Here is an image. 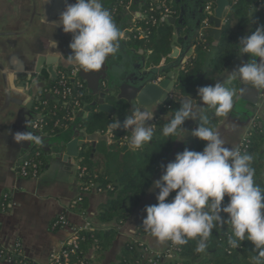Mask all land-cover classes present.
<instances>
[{
	"label": "crops",
	"instance_id": "1",
	"mask_svg": "<svg viewBox=\"0 0 264 264\" xmlns=\"http://www.w3.org/2000/svg\"><path fill=\"white\" fill-rule=\"evenodd\" d=\"M74 2L75 0H54L56 12L51 19L58 21L66 4ZM102 3L115 20L116 14L111 13V0H102ZM176 11L175 17L179 14L178 10ZM43 14V0H0V251L12 254L11 252L17 246L21 257L31 264H47L50 255L59 253L63 249L66 241L73 236L74 230L83 228L85 225L101 230L114 226V224H100L96 220L98 207L108 201L106 192L92 190L84 194L75 207H71L80 196L79 183L75 176L79 165L77 160L79 149L83 144L91 143L94 152L95 145L99 141L107 140L105 135L89 136L78 129H68L58 137H41L43 143L39 145L34 142H24L21 145L13 139L17 132L29 131L38 136L31 129V122L38 117L34 106L38 102L52 99L44 93L49 80L45 67L46 61L53 62L56 67L61 66L66 72L73 68L77 70L65 60L70 54L68 45L72 35L64 34L59 27L54 28L44 19ZM118 17L120 18L116 21L118 24L132 23L131 17L124 12ZM185 32L186 28L179 31L174 29L172 50L179 49L178 40L185 39ZM251 33L252 25L245 29L244 36ZM51 39L57 42L56 48L50 45ZM210 42L211 46L215 47L211 38ZM192 51L193 46L185 55L184 61L191 56ZM148 54L149 52H146L144 59H147ZM239 54L211 85L220 81L226 86V83L231 80L228 73L249 59L247 55L239 56ZM107 61L110 60L107 59ZM163 61H165L164 64L172 62L171 59ZM55 69H57V79L60 69ZM103 70H106V65ZM77 71L78 79L84 83L92 100L98 104L105 103L104 96L101 97L100 94L108 89V79L100 84L95 93H92L87 87L88 80L82 78L79 70ZM177 72L178 69L172 71L174 81ZM88 75L91 77L90 74ZM236 84L232 109L219 119L213 129L219 132L225 146L233 149L238 148L255 119L264 114V89H253L242 85L239 80H236ZM242 88L243 91H241ZM119 94L118 89L106 93L107 96L114 98H117ZM46 97L49 98L46 99ZM40 99L43 100L40 101ZM30 100L34 103L29 110L26 105ZM197 103H200L199 100ZM195 104L196 102L193 105ZM160 106L138 109L154 114V118L148 121L153 126V122L159 116ZM83 111L82 117L84 118L88 112L85 109ZM198 123L199 120L185 121L183 125L185 132L181 131L177 135L172 151L153 175L151 185L146 190L140 204L132 209L126 222L118 226L116 238L97 264H116L123 248L131 243L141 244L148 250L150 256L165 251L167 242L160 243L153 236L140 233L138 228L146 216L145 208L157 203L156 196L159 189L150 191L153 182L160 179L166 165L191 143L193 139L191 132L198 127ZM73 141H77L74 149L75 156L69 154L70 149L68 148ZM126 149L133 151L128 147V142ZM32 150L41 151L45 166L37 177L24 179L19 176L18 168L23 157ZM259 177L264 180V165ZM61 216L66 225L53 229L52 224ZM91 256V252L87 254L88 258ZM168 261L164 259L160 264ZM0 264L11 263L4 256H0Z\"/></svg>",
	"mask_w": 264,
	"mask_h": 264
},
{
	"label": "trees",
	"instance_id": "2",
	"mask_svg": "<svg viewBox=\"0 0 264 264\" xmlns=\"http://www.w3.org/2000/svg\"><path fill=\"white\" fill-rule=\"evenodd\" d=\"M263 1L229 0L217 45L211 46L210 38L207 36L208 30H205L201 37L197 36L194 39L192 54L178 69L173 91L160 106L159 116L153 122L152 141L136 151H123L130 133L123 129L122 124L125 117L131 115L133 111L124 100L104 96V102L111 105L114 110L113 115H108L92 108V96L70 82L73 95L77 96L80 106L88 112L86 117L69 121L70 104L58 101L57 98L52 97L51 100L35 104L34 110L42 119V131L47 137H58L68 129H78L89 136L110 135V141H99L95 145L94 152L91 143L83 144L79 149L77 160L79 166L85 169L81 183L84 186L93 184L96 189L108 195V201L97 209L96 220L100 224H114V226L106 230L78 231L77 248L64 247L71 263L78 264L79 261H83L85 264H97L102 259L116 238L118 226L126 222L132 209L140 204L151 185L153 175L167 160L173 143L181 132L165 137L162 128L169 123L182 103L190 101L194 104L198 101V89L211 85L234 62L239 54L238 43L244 37L245 29L252 25L254 32L258 26L264 25ZM115 3V0L111 1V8ZM131 9L134 12H141L144 17L130 23L128 28L133 31L127 46L133 50L149 52L146 59L147 67H158L160 62L167 60L171 54L175 27L161 19L163 9L155 4L154 0H132ZM170 10L175 17L177 11L171 5ZM121 14L123 11L117 9L114 19ZM236 86V80L231 79L225 87L236 91ZM203 115L208 118L205 126L212 129L223 116L217 115L215 109L208 106ZM116 119L121 122V127L111 134L108 126ZM199 123L202 121L199 120ZM247 141L248 146L244 153L252 156L251 166L255 169V183L264 191V180L259 177L264 165V152L260 153V147L264 143V114L252 123ZM203 148L204 143L193 137L191 143L181 152L185 149L200 152ZM36 152L37 150H32L26 157L29 161L39 164L37 171L39 174L45 166V159L42 153L36 155ZM27 170L30 172L29 168ZM174 195L175 193L170 194L168 200ZM227 200L228 197H225L223 203L226 204ZM138 231L150 235L142 225L139 226ZM230 238H233L231 227L224 224L222 228L213 230L205 252L197 253L195 251L197 241L189 240L188 243L178 246V257L175 261L163 264H253L252 257L256 253L251 242L245 240L241 247L232 248L228 243ZM137 245L138 243L126 245L116 264H140L143 255ZM90 252L92 256L88 258L87 254ZM23 264L31 263L24 260Z\"/></svg>",
	"mask_w": 264,
	"mask_h": 264
},
{
	"label": "clouds",
	"instance_id": "3",
	"mask_svg": "<svg viewBox=\"0 0 264 264\" xmlns=\"http://www.w3.org/2000/svg\"><path fill=\"white\" fill-rule=\"evenodd\" d=\"M46 2V0H45ZM64 34H71L67 63L86 74L100 73L106 60L120 48L121 31L114 23L102 0H75L66 4L60 13L59 23ZM56 48L57 42H49ZM239 56L249 59L229 74L230 79L253 89H264V25L239 40ZM244 89L242 88L241 91ZM199 104L184 102L173 118L162 128L165 137L185 132V121L200 120L191 136L204 143L200 152L185 149L164 168V174L153 182L152 189H159L157 203L145 208L142 227L158 242L184 245L196 240L195 251L205 252L207 241L215 228L224 224L231 227L232 237L228 243L239 248L247 240L256 253L253 264H262L264 258V191L256 185L252 156L225 146L219 132L207 127L208 118L202 115L205 106L214 108L217 115H226L233 107L235 89L226 88L217 81L198 89ZM154 118L150 111L134 109L125 117L122 127L130 133L128 147L135 151L153 138ZM121 127L116 119L108 126L111 134ZM13 139L42 144L41 137L32 132H17ZM181 141V140H177ZM175 193L171 200L170 194ZM225 197H228L224 204Z\"/></svg>",
	"mask_w": 264,
	"mask_h": 264
},
{
	"label": "water",
	"instance_id": "4",
	"mask_svg": "<svg viewBox=\"0 0 264 264\" xmlns=\"http://www.w3.org/2000/svg\"><path fill=\"white\" fill-rule=\"evenodd\" d=\"M43 2L44 19L51 24H58L59 20L54 21L51 19L52 15L56 12L54 10V0H46V2L43 0ZM207 2L208 0L170 1L171 7L174 10H178L179 14L177 17L167 18L166 21L178 31L186 28V37L185 39L178 40L180 45L179 49L171 51L168 57V59L172 60L171 63L164 64L165 61L162 60L158 67L153 68L147 67L146 59H144L146 51L133 50L127 46V41L132 34V30H128L130 23L118 24L116 21H119V17L113 20L122 33L118 52L108 58L110 61H107L105 64L106 70L100 73L95 75L90 74L91 77H89L88 74L79 71V75L88 80L87 87L89 91L95 93L100 87V84L108 79V89L105 90V93L100 94L101 97L105 96L107 92L118 89L120 94L116 99L126 101L130 105L131 110L162 105L173 91L175 81L173 80L172 71L179 69L186 62L184 61L185 55L192 48L194 39L199 35L205 17V6ZM212 2L214 9L212 16L208 20L211 27L208 29L207 36L213 40V46H216L221 35L223 17L228 8L229 0H212ZM45 67L49 76L47 87H50L52 82L56 80L57 69L55 68H62L61 66L56 67L51 61H46ZM145 68L147 69L145 70ZM158 78L160 79L158 80ZM48 98L46 97V99ZM42 100L40 99V101ZM33 103L34 101L30 100L26 108L30 110ZM91 107H97L99 112L108 115L114 114L113 107L106 103L98 104L93 101ZM76 146L77 141L70 143L68 146L70 149L69 154L75 156L74 149ZM126 150L124 148L123 151ZM263 152L264 143L260 147V153Z\"/></svg>",
	"mask_w": 264,
	"mask_h": 264
},
{
	"label": "built area",
	"instance_id": "5",
	"mask_svg": "<svg viewBox=\"0 0 264 264\" xmlns=\"http://www.w3.org/2000/svg\"><path fill=\"white\" fill-rule=\"evenodd\" d=\"M170 1L171 0H154L155 4H158L163 9V12L161 14L162 20H166L167 18L174 17L170 10ZM115 2H116L115 5L111 8L112 15L116 14L117 9H121L126 15L131 17L132 23L135 20L142 19L144 17V15L141 12L132 11L131 9L132 0H115ZM213 9H214V5L212 0H208L205 6V17L203 19L202 28L200 29L198 37H201L203 35V32L211 27L208 23V20L213 14ZM129 30L133 31V29H129ZM136 31H139V29H136ZM77 73L78 71L75 69L70 70L68 72L66 71L64 72L63 69H60L58 71V77L56 81L50 87H46L44 89V93L48 94L50 97L57 98L58 101H62L70 104L71 110H70V115L68 117L69 121H74L78 118H81L82 114L84 113L83 111L84 109L82 106H80V103L77 100V96L73 95V90L71 87L72 84L78 89L86 91V87L84 83L80 79H78ZM31 129L34 132H36L39 137H47L42 131L43 123L40 116H38L36 119H34L31 122ZM247 134L240 143V145L238 146V149L241 151L242 154L246 151L248 146ZM105 136L107 137V142H109L110 135L105 134ZM40 153L41 151L37 150L36 155H39ZM26 156L23 157L19 165L18 174L20 177L24 179L35 178L38 175L37 171L39 164L36 162L29 161ZM28 168L30 172L27 170ZM84 170H85L84 168L78 165L75 176L79 183L80 196L72 203L71 205L72 208L75 207L77 202L81 201L82 196L84 194L89 193L92 190L100 192V190L96 189L95 186H93V184L84 186L81 183V179L84 175ZM65 225L66 222L64 221L63 216H61L57 221H55L52 224V228L54 229ZM80 230L93 231V228L89 225H85L83 228L74 230L73 236L68 241H66V243L63 245V249L59 253L50 255L47 264H74L70 262L69 255L64 250V247H71V249L77 248V235H78V231ZM137 248L143 255L140 264H160V262H162L164 259H167L169 261H175L178 257L177 256L178 245H174L171 242H167V248L163 253L157 254L155 256H150L148 250L145 247H143L141 244H138ZM11 253L12 254H7L4 253L3 251H0V256H4L7 259V261L10 262L11 264H23L24 259L21 257V254L18 251L17 246L16 249L13 250ZM153 261H156V263ZM78 264H85V263L83 261H79Z\"/></svg>",
	"mask_w": 264,
	"mask_h": 264
},
{
	"label": "rangeland",
	"instance_id": "6",
	"mask_svg": "<svg viewBox=\"0 0 264 264\" xmlns=\"http://www.w3.org/2000/svg\"><path fill=\"white\" fill-rule=\"evenodd\" d=\"M229 227H230V225H229Z\"/></svg>",
	"mask_w": 264,
	"mask_h": 264
}]
</instances>
